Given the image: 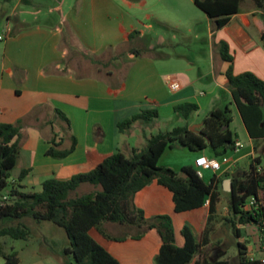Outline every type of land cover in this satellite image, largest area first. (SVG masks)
<instances>
[{
	"label": "crops",
	"instance_id": "obj_1",
	"mask_svg": "<svg viewBox=\"0 0 264 264\" xmlns=\"http://www.w3.org/2000/svg\"><path fill=\"white\" fill-rule=\"evenodd\" d=\"M32 1L16 0L15 7L17 10L23 5L29 7ZM188 4L178 0L168 3L167 7L175 8L179 19H182L186 10L183 8ZM62 8L65 9H61L63 15L56 28L33 26L19 31L10 30L5 40L0 73V123L17 124L21 121L23 124L20 173L16 175L27 172L23 185L34 189L52 178L66 181L75 175L91 172L102 158L117 151L131 157L133 149L146 148L148 139L154 134L170 132L176 127L199 129L213 111L228 108L232 134L234 117L240 120L245 130L244 140L238 133L236 138L233 136L236 144L243 145L242 148L217 157L211 149L192 152L176 147L167 150L159 160L160 166L180 172L186 166L196 169V161L202 156L216 159L219 169L203 170L202 178L206 185L213 183L215 211L212 212L210 204H205L199 209L176 212L174 194L158 181L140 191L135 203L147 218L171 216L178 247L185 246L182 230L189 225L200 237L203 249L208 250L211 262L240 264L239 254L230 256L224 236L234 230L230 222L231 192L226 190V180L244 179L257 159H261L264 168V138L253 139L247 131L227 78L231 64L222 59L221 46L222 43L229 46L235 75L253 73L264 80V9L258 7L254 0H245L240 12L219 30L207 16L208 63L188 60L185 65L175 67L177 70L172 75L168 72L167 63H163L167 60H142L139 51H126L122 47L128 44L132 33L142 34L129 14L135 8L134 2L73 0ZM141 8H144L143 4ZM22 12V22L26 23L31 14L24 7ZM165 22L186 27L185 23L178 21ZM164 58L169 59L167 62L172 61L171 54H165ZM91 70L100 76L89 74ZM123 73H127L125 79H122ZM168 79L178 82L180 89L173 92ZM186 103L197 105L199 110L188 119L183 117L184 120L178 119L169 126L174 118H178L175 107ZM150 109H157L160 117L150 123L137 122L126 132L119 130V123ZM57 110L68 116L70 127L60 119ZM162 119L166 121H160ZM44 128L42 135L39 129ZM59 134L65 138L64 148L72 146L73 137L77 142L74 152L62 160L46 154L53 141H58ZM98 190L101 188L83 185L73 196H84ZM259 197H264V191ZM238 228L239 242L250 249L251 256L264 259L259 256L260 248L255 241L257 236L260 237L258 230L243 225ZM101 231L105 236L97 231L93 235L120 264H155L162 247L156 230L148 232L141 240L131 238L135 235L133 228L114 223L103 224ZM243 232L251 240L249 245L243 238ZM115 237L128 238L117 242L112 240Z\"/></svg>",
	"mask_w": 264,
	"mask_h": 264
},
{
	"label": "trees",
	"instance_id": "obj_2",
	"mask_svg": "<svg viewBox=\"0 0 264 264\" xmlns=\"http://www.w3.org/2000/svg\"><path fill=\"white\" fill-rule=\"evenodd\" d=\"M244 1L194 0V3L214 21L215 28L219 30L240 12ZM254 1L258 7L264 9V0ZM139 34L132 33L130 39ZM262 40L264 43V32ZM221 55L225 62L231 64L227 78L250 137L264 138V80L253 73L235 75L234 58L229 53L227 43H222ZM198 110L197 105L190 103L175 107V112L186 119ZM57 114L70 127L68 116L59 110ZM159 117L157 109L143 110L119 123L118 128L121 132H126L137 122L150 123ZM231 123V111L228 108L215 110L195 131L188 127H176L170 132L154 134L148 139L147 147L142 150L133 149L131 157L117 151L102 158L91 172L75 175L66 181L57 178L45 181L40 192L24 191L22 182L27 172L23 171L18 179L13 177V172L19 168L22 122L0 123V190L11 185L9 198L0 205V223L8 219L19 221L24 218L53 222L66 231L70 241L66 253L74 257L75 264H120L93 235L94 231L104 235L101 226L106 223L133 228L135 235L131 238L135 240H141L148 232L156 230L160 235L162 247L155 258V264H230L228 261L211 262L208 250L203 249L200 237L189 225L182 230L185 246L178 247L171 216L147 218L145 212L136 205L135 197L152 182L158 181L174 194L176 212L202 208L208 199L211 200L210 209L212 212L215 211L212 202L213 183L206 185L198 176L196 169L191 166L176 172L160 166L159 160L167 150L176 147L192 152L211 149L217 157L236 150V142L229 129ZM64 142L63 137L53 141L46 153L47 156L60 160L67 158L74 152L77 142L73 137L70 148H64ZM255 162L261 164V159ZM86 184L100 187L101 190L74 197L73 194ZM262 191L264 173H258L254 163L244 179L233 180L230 222L237 238L241 236L239 225L255 227L259 232L263 230L264 197H259ZM252 197L259 199L260 206L258 209L248 211L246 205ZM29 236L28 227L22 223L0 227V238L27 240ZM127 238L115 237L112 240L122 242ZM238 247L240 264H264V259L249 258L248 248L244 243L239 242ZM0 254L3 255L5 264H20L17 252L7 254L0 250Z\"/></svg>",
	"mask_w": 264,
	"mask_h": 264
},
{
	"label": "rangeland",
	"instance_id": "obj_3",
	"mask_svg": "<svg viewBox=\"0 0 264 264\" xmlns=\"http://www.w3.org/2000/svg\"><path fill=\"white\" fill-rule=\"evenodd\" d=\"M179 1H187L189 3L187 8H183L186 10L182 16L183 18L181 17L182 19H179L180 16L177 15L175 8L169 9L167 7L168 3H175L178 0H132L135 3V8L129 14L135 19L136 28L141 30L142 34L133 36L128 44L122 45L126 51L131 49L139 51L142 60L149 61L152 58L158 61H169V59L164 57L165 54H171L172 61L163 63H167L168 72L172 75L177 70L175 67L185 65V62H188V60L199 61L201 64L208 63L210 54L208 26L206 22L207 15L194 4L193 0ZM68 2L72 3L73 0H33L32 5L29 7L22 6V8L24 7L31 14V19L25 23L22 22L24 16L22 8L17 10L15 7L16 0H0V73L2 72L3 50L6 43L5 40L9 36L8 32L10 30H24L33 26L56 28L59 26L63 15L62 10L65 9L62 7H65ZM141 4L144 5V8H141ZM166 20L185 23L186 27L182 25L180 27H176V25L172 26L167 24ZM139 21L142 23H139ZM128 68L126 69L127 72ZM65 74H68V71ZM80 74H84V72ZM89 74L100 76L98 72L92 70ZM126 74H122V79L126 78ZM177 117L172 120L169 126L174 125L178 119L184 120L181 114H178ZM234 118L235 122L232 125L233 136L236 138V134L238 133L240 138L244 140L246 135L243 125L240 120L236 117ZM160 121L164 122L166 120L162 119ZM44 130L45 128L39 129L42 135L44 134ZM59 131L63 133L62 129H59ZM62 137L63 134H59L57 140ZM129 142L131 143L132 141L130 140ZM24 183L22 182V184ZM84 186L93 187L89 184ZM41 190L42 187H36L35 189L32 187L24 188L26 192H40ZM10 191L11 185L1 189L0 200L4 197L9 198ZM83 191L81 190V192ZM19 223L28 227L30 232L29 238L27 240H15L11 237H1L0 250L2 252L7 254L17 252L20 257V264H75L74 257L66 253V249L70 247V241L66 231L62 227L50 221H37L32 218H24L19 221L8 219L0 223V227L18 225ZM224 236L230 256H238L239 238L235 235V229L226 232ZM243 238L248 240L247 244L249 245L251 240L245 232H243ZM249 251L250 249L248 248ZM251 254L249 252L248 256L250 257ZM258 254L264 258V249L259 251ZM0 264H5L2 254H0Z\"/></svg>",
	"mask_w": 264,
	"mask_h": 264
},
{
	"label": "built area",
	"instance_id": "obj_4",
	"mask_svg": "<svg viewBox=\"0 0 264 264\" xmlns=\"http://www.w3.org/2000/svg\"><path fill=\"white\" fill-rule=\"evenodd\" d=\"M168 84H169V87L170 89L173 91V92H176L180 89V84L178 82H174L173 80L171 79H168ZM243 145L241 143H237L236 144V149H240L242 148ZM254 164L256 166V169H257V172L258 173H264V168L261 164H258L254 161ZM196 171H197V174L200 178H203V170H212V171H217L219 169V163L216 159H210L208 157H200L197 159L196 161ZM8 198L7 197H4L3 199L0 200V205L3 203V201L7 200ZM206 205H209L210 204V199H208L205 203ZM260 206V201L258 198L256 197H252L251 199L248 200L247 202V205H246V210L248 211H251L253 209H258ZM259 232V231H258ZM259 236H260V241H259V244H260V248L264 249V228L261 232H259ZM251 260H254L256 259L255 257L253 256H250L249 257Z\"/></svg>",
	"mask_w": 264,
	"mask_h": 264
},
{
	"label": "water",
	"instance_id": "obj_5",
	"mask_svg": "<svg viewBox=\"0 0 264 264\" xmlns=\"http://www.w3.org/2000/svg\"><path fill=\"white\" fill-rule=\"evenodd\" d=\"M197 128L196 127H192L190 128L191 131H195ZM16 173H20V170L19 169H16L14 172H13V177L15 179H18L20 178V175H16ZM226 190L229 191V192H232L233 191V182L232 180L228 179L226 180ZM258 247L260 246L259 244V241H260V237L257 236V239H255ZM260 248V247H259Z\"/></svg>",
	"mask_w": 264,
	"mask_h": 264
}]
</instances>
